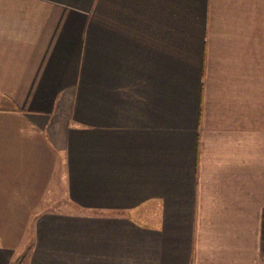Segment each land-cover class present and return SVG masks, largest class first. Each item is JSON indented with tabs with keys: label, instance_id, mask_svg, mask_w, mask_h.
I'll list each match as a JSON object with an SVG mask.
<instances>
[{
	"label": "crops",
	"instance_id": "1",
	"mask_svg": "<svg viewBox=\"0 0 264 264\" xmlns=\"http://www.w3.org/2000/svg\"><path fill=\"white\" fill-rule=\"evenodd\" d=\"M264 264V0H0V264Z\"/></svg>",
	"mask_w": 264,
	"mask_h": 264
},
{
	"label": "trees",
	"instance_id": "2",
	"mask_svg": "<svg viewBox=\"0 0 264 264\" xmlns=\"http://www.w3.org/2000/svg\"><path fill=\"white\" fill-rule=\"evenodd\" d=\"M24 263V255L17 257L12 264H23Z\"/></svg>",
	"mask_w": 264,
	"mask_h": 264
}]
</instances>
